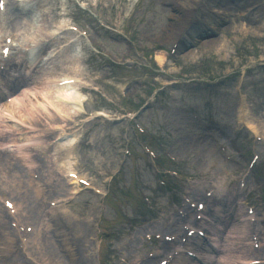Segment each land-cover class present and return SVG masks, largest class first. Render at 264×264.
Listing matches in <instances>:
<instances>
[{"label":"rangeland","instance_id":"374dc122","mask_svg":"<svg viewBox=\"0 0 264 264\" xmlns=\"http://www.w3.org/2000/svg\"><path fill=\"white\" fill-rule=\"evenodd\" d=\"M73 1L74 0H51L49 7L58 9V11L55 14H51L52 18L49 20L47 27L50 29L53 23H58L61 19L74 20L85 28L89 23H94L98 31L97 36H99L105 43L106 51L117 54L120 62L113 63L111 60L104 58L100 52L93 51L91 48H85L83 42L79 41L75 44V47L78 49V51H75V55L80 56L78 58L80 60L79 65L81 67V74L90 78L94 74L108 73L109 75L106 81L93 85L95 92L90 90L86 92L91 97V103L93 106L95 105L97 108H105L107 110H120L122 106H125V103L117 98L120 89H126L129 94H134L135 91H137L138 95L149 93V88L153 80L149 73L143 68L147 63V59L150 60L151 55L157 49L164 48L165 51L169 52L171 47L169 45L170 41L165 43V40H168V38L176 40L182 33V28L187 24L186 14L189 12V17H192L191 14L195 13L192 11H186L184 5L192 0H180L173 4L170 1L171 4L167 3V8H162L159 5L160 0H129L125 2L109 3L103 1V5L100 4L96 11L91 12L80 11ZM254 2L255 0H251L250 3H247L243 7L249 6ZM192 3L197 7L201 6L196 4L195 1ZM169 5H171V7ZM103 6H108V9L103 10ZM124 15L128 16L129 19L124 21ZM30 18H32V20L34 19L36 24L34 21L31 22ZM98 21H104L110 25L118 22L120 24L119 29L124 30L123 36H117V39H114L113 37H116L115 34L101 29L97 24ZM2 24L3 27L12 30L17 34L20 49L15 56L20 57L25 54L23 52V47L28 46L32 39L37 36V32H34L36 26H38L35 14L29 12V14H24L23 16H20L19 19L15 20L8 13L2 20L1 25ZM262 24H264V8H261L259 13L252 17L245 25L232 29V32H229L224 36L219 34L215 35L216 38L209 40L213 43L215 42V45L211 42L199 45L197 50H193L195 51V55L192 59L185 58L184 54L187 50H183V55L181 56L182 60L178 63L179 65L175 67L176 69H182L185 71L186 68L190 66H196L199 67V72H192L190 77H194V75L198 74L203 77H216L220 75L222 78L225 76L223 79L228 82L225 87L220 88L218 91H212L213 94H210L208 91H200L198 94L206 96L205 101L202 103L203 113L208 117L214 116L217 120L218 125H215L213 127L215 131L211 132L214 140L219 139L221 142L227 141L229 142L231 149L236 151L233 154V159L236 163L233 161L225 163L223 159H220L213 154V149L208 147L206 150L208 157H206L204 162L201 163L206 169H211L212 173L209 174L210 176L215 177L218 182L225 184L228 183L229 185L238 182V178L242 175L243 170L241 166L245 165L244 161L250 156V136L245 135L244 138H241L236 142L232 140V128L239 129V127L236 126V116L238 115L239 109L238 97L248 94V100L251 104L250 107L256 112L260 107L258 104H255V102L259 103L260 100L258 99L260 96H264V88L262 87V84H255L254 86L247 85V87H244L243 85L241 86L242 79H244L243 71L241 72L238 70V68L246 65L245 60L247 57L264 54V41H260L253 33V31L256 33H264V27H262ZM143 37H149L151 38V41L146 42L143 40ZM59 40L64 41L63 36H61ZM220 42L226 44L225 49H220ZM49 48L52 49L51 51L55 50V47L51 44ZM71 50L72 48L64 51L57 57L49 59V61L45 62L43 66L44 68H39L40 71L39 69L37 70L36 76L41 75L43 71V74H57L67 71V69L74 66V63L70 61ZM80 51L82 52V55ZM91 55H93L92 58L88 60ZM179 58L180 57L176 60ZM211 61V70H213L209 74H203L201 71L210 66ZM218 62L224 64L222 69L219 68ZM227 73L234 74L227 75ZM143 75L146 76V78L143 77ZM136 79L144 83L143 87H139V85L134 82ZM156 80H160V78L156 77ZM31 83L32 81L30 84ZM256 87H259L258 90L255 89ZM187 92L188 91H181L180 96L186 97V95H188ZM9 95L11 94H8L7 96ZM109 97L115 98L114 103L108 102L107 99H109ZM186 120H190V118L187 117ZM190 122V127L188 123L183 124V133L178 135V139L179 141L184 142L185 146H188L189 143L192 142L189 141L188 135L192 137L194 141L192 143H194V145L191 147L188 146V148L191 149V158L193 160L196 152H203L196 145L199 141L198 127L195 126L192 119ZM145 123H147V118L145 119ZM123 127L124 126L122 125L118 128L112 127L106 129L95 124L85 127L83 129L84 142L81 144L82 149H76L78 158L76 163L78 168L82 172L88 173L94 178H98L100 182H106L103 178H99L100 171L98 172L96 170L101 165H104L105 167H115L122 158L124 144L121 141L120 134L123 133ZM5 138L7 139L5 142H9V140L13 138V135L11 134L9 137L5 136ZM211 142L213 143V141ZM221 142L218 141L217 144ZM239 142L243 144V148L247 147L243 152V156L238 147ZM85 143H88L89 147H84ZM103 151H105L104 154ZM35 154L41 157L37 167L39 169L38 171L42 170L44 175L43 171L45 163L43 164V162L47 158L43 154H38V152ZM51 158H54L53 160L55 162L57 156L53 155ZM6 160L7 159L0 157V167L6 164L7 171L9 172L5 173V177L10 178L13 168V159L10 158L9 160ZM149 168L150 166L146 163L145 172H147ZM39 175L41 176L40 172ZM1 190L3 189H0V191ZM47 190L50 193V189L48 188ZM248 191L253 194V200L256 201L259 195L264 196V183L254 179L249 183ZM100 200V198L95 196L83 195L80 199L74 201L70 205L71 211H74L77 214V221L73 223V227H75V224L78 226H84L82 223L84 218L101 217L98 207ZM178 200L180 199L178 198ZM131 202L136 214L150 213L149 209L141 208L140 205L133 200H131ZM160 202L167 205L165 197H162ZM168 210L170 211V208H168ZM89 213H91L90 216ZM66 229H69V227ZM98 237H100V235Z\"/></svg>","mask_w":264,"mask_h":264},{"label":"bare ground","instance_id":"6f19581e","mask_svg":"<svg viewBox=\"0 0 264 264\" xmlns=\"http://www.w3.org/2000/svg\"><path fill=\"white\" fill-rule=\"evenodd\" d=\"M34 4H32L33 9L37 12V15H39V18L37 19V25L35 28V32H46V34H49V31L47 30L46 25L48 24L49 20H51V15H49L48 13H45L44 10L46 11L45 7H46V2L44 0H33L31 1ZM250 1H246L245 3H243L242 5H245L247 3H249ZM10 15L12 17H14L16 20L20 18V15L17 14L16 12H11ZM31 22L34 21V19L32 20V18H30ZM34 23L36 24V22L34 21ZM214 23H209L210 26H214ZM36 40V39H35ZM209 43V42H206ZM205 44V43H204ZM211 44V43H210ZM214 44V43H212ZM215 45V44H214ZM220 49H225L226 44L224 42H220L219 44ZM195 53L193 52H187L185 53V58L187 59H192L194 57ZM30 69H33V65L30 63ZM78 66V65H77ZM36 69V68H35ZM78 70V69H77ZM76 71V68L72 69V72H65L63 74H57V75H48V74H43V72L41 73V75H38L35 77V73L33 71V73H31V80H33L34 84L33 87H31V85L25 81L24 77L18 78L16 81H14L13 87L10 89V92L13 93L12 98V105L8 104V103H2L1 105V111H3L5 114L0 113V127L3 126L6 130L8 129H12L14 132L17 131V126L16 125H12L11 123L9 124V122H6V118H10L11 120H18L20 122L22 121H29L28 118H34V117H39V115L43 116L45 115L46 117L49 116L51 118H53L54 120H57V118L55 117V115L51 112L50 109L43 107L42 105H40L38 103L39 99H38V95H43L45 93H49V94H54L57 97L61 96V98L63 100H70V98H75V96H79L78 91H76V87L77 85L74 86H65L62 88H58L56 87L54 84H50L49 81L53 80V81H58L60 80L62 77L64 78H74V79H80V75L78 74H73V72ZM16 72V71H13ZM77 72V71H76ZM76 76V77H75ZM78 77V78H77ZM50 81V82H51ZM81 82V80H80ZM21 85V87L19 88V86ZM19 89H21L22 91L20 92ZM28 94H32L33 97H30ZM38 100V101H37ZM14 106L17 107V116L15 117L13 114H10L9 111L11 109H14ZM73 110H80L81 108H72ZM244 117V124L248 127V129L252 130L253 132H255V130L253 129L252 125L253 122L248 121L247 115L246 113H244L242 115ZM25 126V125H24ZM63 135V133H61V136ZM28 140V138H26V141ZM6 140L3 139L2 136H0V147H2L3 143ZM77 141L76 137L69 139L68 141H66L65 143L59 144V149L65 150L67 149V151L69 152L70 148L75 144V142ZM9 142H11L9 140ZM17 143V142H16ZM18 146H20V144H18ZM23 151H19L18 154H22ZM24 156H26V152H24ZM71 155L67 154V157L63 160V162H59L57 163V165L60 168H68V169H74V164L71 162ZM73 156V155H72ZM7 160L9 158H6ZM6 160V161H7ZM1 170V175H0V182L2 183V185L4 187H13L14 188V192H16L17 190L21 191L23 190V184L25 185H29V189H31V194L33 195L34 201H32L29 204H22L19 202L20 206H23V209H27L33 216L36 222V227L38 230V235L40 234V238L43 239H49V237H47L48 235L51 234L52 231L56 230V227H54V225H57L56 222L55 223H51L53 221V218L55 220H57L60 216H57V214L52 213L51 215H45L44 217L46 218V220H44L43 214H44V209L40 204L39 198L41 197V195L43 194L44 190L41 189L38 186H34L33 185V181H29L26 183H23L21 181V177L18 176V174L16 173H12V176L10 178L5 177V173L9 172L7 171V167L6 164H4L2 167H0ZM28 175H32L33 174H28ZM73 185V184H70ZM62 189V191H66V192H70V195H74L75 189L74 187H70L69 189H65L66 185L64 184L63 186H60ZM226 185L223 187H219V193H225V189H226ZM220 207L219 211L217 212V214L214 215H210L213 218V221L211 223H201L198 224L201 229H206L208 232L212 233L214 232L215 234H219V227H221V223H226V226L228 225V220L225 221L223 218V211H224V206L227 207L226 204H224L223 202H218L217 203ZM232 203L229 204V206H231ZM39 207V208H38ZM53 212H59L60 214H64V215H69L70 212L66 209V207L63 206V210H59V211H53ZM6 213V212H5ZM3 212L2 209H0V231L3 230V228H5V233L3 235L0 236V262L1 263H6V264H20L22 261L21 255L18 252V246L17 244V238L15 236V234L13 233V231H11L10 228H7V223L4 222V217L5 214ZM53 217V218H52ZM9 219V218H8ZM42 219V223L40 222V220ZM182 219H179L178 221H176L174 223V228H177L178 224L180 222H182ZM215 225V226H214ZM43 228V229H42ZM251 228H253V226H251ZM249 229V225L247 226H234L232 228L231 231H229L228 233L230 234V236H227L226 239H224L225 241V247L223 250V254L222 257L219 259L217 256H215V258H217L216 264H233L235 260L237 261H241L243 256H245V254H247L249 251L246 249V247L241 246V243L243 241V237L244 235L246 236V234L248 233L247 230ZM179 229H176V231H178ZM4 231V230H3ZM228 234V235H229ZM58 235V234H57ZM218 238V235L217 237ZM220 239H222L220 237ZM64 243L61 244L62 248L66 253H68V260L70 262V264L73 263V259L74 258V252L72 250V247L66 245V240H59V243ZM236 242V244H235ZM235 244V246H234ZM238 246V247H236ZM54 247L56 248L55 244ZM168 247H176V244H169ZM186 248L188 250H191L193 252L199 253L200 258H201V264H208V262L213 261L214 258L212 256V247L209 245V243L198 239V238H193L191 240H189L186 244ZM59 247H58V251H59ZM251 253V252H249ZM19 261V262H18ZM36 264V263H35ZM37 264H47L46 261H44V258H40V262ZM75 264V263H73ZM76 264H79L78 262ZM88 264H93V259L90 258L88 260ZM171 264H196L194 261H192L191 259L187 258L186 255L181 252L179 257L176 258Z\"/></svg>","mask_w":264,"mask_h":264}]
</instances>
